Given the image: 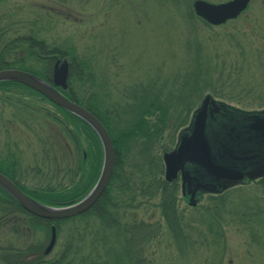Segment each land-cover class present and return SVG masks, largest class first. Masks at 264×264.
<instances>
[{
	"label": "rangeland",
	"instance_id": "374dc122",
	"mask_svg": "<svg viewBox=\"0 0 264 264\" xmlns=\"http://www.w3.org/2000/svg\"><path fill=\"white\" fill-rule=\"evenodd\" d=\"M194 1L0 0V30L6 40L33 35L53 48L69 51L68 55L76 54L79 60L90 62L97 84L101 85L99 90L106 97L103 99L116 103L122 116L129 117L123 112L128 109H135L133 116H137L141 106L134 98L137 95L159 101L167 108L166 114L164 108L157 109L155 114H145L152 128L163 123V131L160 133L157 129L160 135L157 137L154 133L151 144L142 147V143L130 141L128 153L123 149L119 152L128 171L129 165L144 163L153 155L163 163V152L173 149L178 133L207 94L238 109H264V70L261 71L264 67L261 66L264 63V0H252L244 14L223 25L205 24L195 13ZM26 45L19 41L18 46L14 44L9 50L7 57L13 63L12 68L45 73L50 61L44 60L39 50L36 54L29 53ZM61 58L70 59L69 56ZM199 58L207 60L209 65L203 66ZM198 66L203 67L201 74L205 78L200 80L201 90L198 86L190 90L200 71ZM51 67L53 69V64ZM207 78L212 80L214 93L204 89ZM75 83L79 91L80 82ZM23 86L0 88V155L8 152L11 158L18 160L26 173L22 178H33V175L37 179L47 175L55 178L56 173L48 170L52 160L58 165L64 164L63 169L67 171L57 174L67 179L70 172L66 163L72 162V151L64 125L52 115L44 117L39 94ZM129 95L131 99L127 98ZM152 108L155 111L156 108ZM110 115L111 123L117 124L116 116ZM83 141L91 148L89 138ZM45 147L56 151L49 159L44 155ZM140 177L137 171L135 179L140 181ZM258 181L249 182L246 190L230 192L224 208L219 209L214 203L216 208L213 209L215 200L207 192L192 206L182 196L180 179L177 180L182 240H177L168 229L157 206L158 195L152 200L141 196L139 182L118 183L119 188L108 192L110 200L104 209L105 217L92 214L81 219L79 214L61 223L56 243L47 255L48 261L67 256L66 263L73 264H126L116 225L110 223L109 218L118 210L119 216L126 211L135 221L161 224V235L145 248L150 264H264V210L258 209L264 207V196L253 186ZM134 198L137 200L133 201ZM237 208L245 215L236 216ZM252 211L260 214L251 216ZM211 227L214 232L209 230ZM29 237V243L39 242L46 248L51 231L49 227H39Z\"/></svg>",
	"mask_w": 264,
	"mask_h": 264
},
{
	"label": "trees",
	"instance_id": "16d2710c",
	"mask_svg": "<svg viewBox=\"0 0 264 264\" xmlns=\"http://www.w3.org/2000/svg\"><path fill=\"white\" fill-rule=\"evenodd\" d=\"M204 23L210 25L208 22L206 23V21ZM2 34L3 32L0 30V69L12 68L11 65L13 63H10L11 60H9L7 56L10 52L9 50L14 47V44L16 46L19 45V41H23L27 44L26 46L28 47L27 49L29 53L31 52L36 54V50H39V52L44 55V60L46 59L50 61V66L47 65L49 67L46 69L47 71L45 73L34 71L28 68L26 69L20 67V69L28 70L46 79H51L52 77L51 66L55 59L57 57L69 56L70 59L67 60L69 61L70 66L68 79L70 90L64 91V93L73 101L83 105L93 114H95L105 125L112 138L115 148V163L112 176L104 193L99 198L97 203L88 211L80 214L81 219L92 214L100 218L105 217L106 212H104V209L107 208L106 205L108 204V200H110L108 195L109 190H112L115 187L119 188L121 184L119 185L118 183H124L128 185L133 182H139L138 187L140 188L139 193L141 196H144V198H150L152 200L156 199L158 195L157 206L161 209V213L166 219L165 221L167 222L168 229L172 231L174 237L177 240H182V238H184V234H182L183 225L181 224L180 214L178 213L177 209V184L176 182L168 183L162 178V171L164 169L162 161H157L156 155L149 156L146 158L144 163L129 165L128 171H126V169H124V162L119 155V152L122 151V149L124 152L126 150L128 153V150L130 149V141L136 140V142L142 143L143 147V145H147V143L151 144L153 142L152 136L154 133L157 134V137L160 135L161 131L164 129L163 123H161L162 125H157L159 126L158 128L157 126L152 128L150 122L146 121L145 114H155L157 109L162 110L164 106L160 105L159 101L157 102L154 99L151 100L150 98L147 99L144 97V95H137V97L134 96V98L138 99L137 103L141 105L140 108L137 109V116H133L135 114V109H131L130 111L128 109V112L123 110L125 114L129 115V117H126V115L122 116V111H118L116 109V103H112L109 102V100L103 99H106V97H104L103 92L99 90L101 85L97 84V79L95 78L96 75L91 71L90 62H87L86 60H79L76 54H71L72 56L68 55L70 54L69 51L66 52L65 50L62 51L58 48H53L49 45V43H47V41L40 40L33 35L19 37L17 40L11 39L12 41H10V39H4ZM61 52L63 54H61ZM199 61L204 62L203 66L205 63L209 65L207 60L204 58H199ZM261 66H264V63H262ZM202 69L203 67H197V70L200 71L197 72L195 79L192 78L195 83L192 87H189L190 90L195 89L197 86L199 87L200 80L205 78L204 75L201 74ZM263 70L264 67L261 71ZM210 71L207 70V72ZM192 79L189 81L190 84L192 83ZM75 82H80L79 91L75 89ZM204 82V89L206 91L210 90L212 93H214L211 89L214 88L213 84L211 83L212 80L207 78L204 80ZM11 85L23 86L17 82H0V88H7ZM95 86L96 89L94 90ZM200 88L201 87H199V89ZM30 89L39 94L38 96H43L46 98L47 102H49L50 105L54 107V109L48 108L47 111H44V113L47 116L52 115L56 120H59L63 123V128L66 132V135L73 145L74 167L70 175L68 174L67 179H65L64 176H58L60 173L57 174V172L55 176V178L57 177L56 179L53 178L54 175H47L48 172L46 174L44 173L43 175L47 176L44 178L41 177V179H37L36 175H33V178H28L26 176H23L22 178L21 175H17V172L10 169L6 164L2 165L1 162L6 161L7 159L0 157V172L6 176H10V178L24 192L44 204L61 206L75 203L82 199L92 189L99 177L103 164L102 143L97 133L87 122L55 104L42 93L32 88ZM216 96L220 95L217 94ZM127 98L131 99L132 97L129 95ZM152 107L156 108L155 111ZM166 109L167 108L163 109L165 114L167 112ZM49 112L52 114H49ZM57 113H60L63 117H61V115L54 116ZM110 114H112L114 117L116 116L115 122H118L117 124L113 122L111 123L109 119V117L111 118ZM123 117L125 119H123ZM69 120H71L72 123V130L68 127ZM165 120L166 119H163L162 121ZM157 129L160 130V133L157 132ZM82 135H85L87 138L83 139ZM88 138L91 141V152V148H89V146L83 141ZM150 144H148L147 147H149ZM9 161L11 162L12 160L9 159ZM49 169H51V166L48 167V170ZM137 171L141 173L140 181L135 179ZM121 172L122 174L120 175ZM55 180L56 183H54ZM146 180H148V182H146ZM256 183L257 184L253 185L254 188H259L260 192L264 196V178L260 179V181ZM249 184L250 183H244L240 186L229 189L222 194L210 195V198L215 200L213 204L217 203V206L220 207L219 209H223L226 201H228L226 197L230 192L235 193L237 191L246 190L245 188L249 187ZM136 198H134L133 201L137 200ZM215 208L216 206L214 204L213 209ZM118 209L120 210V207ZM258 209L260 212H262L264 207H258ZM217 210L216 213H218ZM114 211H116V209H114ZM117 211L112 212L113 215H111L109 218L110 223L116 225V233L119 238L118 242L121 243V247L124 251L123 256L126 259V261L123 262H127L126 264H150L147 257L145 256V248L148 246L150 241L161 235V224L159 222H146L144 220L135 221L126 215V211L122 216H119ZM236 211V216L245 215L242 212H238V208ZM252 213L253 214L251 216L260 214L256 211H252ZM121 218H123V220ZM66 220L67 219L50 221L48 219L31 214L0 186V264H73L71 261L66 263L67 256H61L55 261H48L47 255L44 252L45 248L41 243H29V240L31 239L29 235L32 234V231L35 232V230L39 227H49L51 231L50 226L55 224L58 233L61 223ZM213 221L215 220L213 219ZM209 230L214 232L212 227L209 228ZM67 251L69 250L67 249ZM143 260H145V262Z\"/></svg>",
	"mask_w": 264,
	"mask_h": 264
},
{
	"label": "water",
	"instance_id": "95a60500",
	"mask_svg": "<svg viewBox=\"0 0 264 264\" xmlns=\"http://www.w3.org/2000/svg\"><path fill=\"white\" fill-rule=\"evenodd\" d=\"M250 0H228L212 3L196 0L198 16L212 24L237 17ZM69 63L57 60L53 71L56 86L67 88ZM14 81L31 87L55 104L87 122L97 133L103 148V164L96 184L79 201L53 206L41 203L23 192L9 177L0 172V186L25 210L48 219L61 220L82 214L93 207L105 191L113 173L115 149L112 138L99 118L86 107L71 100L49 81L22 69H1L0 82ZM165 178L172 181L181 170L183 189L187 185L190 204L196 205V193H221L246 179L264 177V109L248 111L216 100L207 94L183 128L175 148L163 155ZM51 240L45 250L49 254L57 239L56 226L51 227Z\"/></svg>",
	"mask_w": 264,
	"mask_h": 264
},
{
	"label": "flooded vegetation",
	"instance_id": "af4514ba",
	"mask_svg": "<svg viewBox=\"0 0 264 264\" xmlns=\"http://www.w3.org/2000/svg\"><path fill=\"white\" fill-rule=\"evenodd\" d=\"M251 2H252V0H251ZM251 2L249 3V5H248V7H247V9L243 12V13H245L249 8H250V5H251ZM59 58H56L55 59V61H54V63H53V68H54V65H55V63H56V61L58 60ZM1 69H6V68H1ZM51 76H53V72H52V75ZM46 79V78H45ZM47 80H49L50 82H52L51 84H54L53 83V80L52 79H47ZM57 89L58 90H61L62 92H63V90L61 89V87H57ZM70 90V84L68 83V85H67V88L64 90V91H69ZM64 93V92H63ZM38 99H39V102H40V104L42 103V107L44 108V111H47V109L48 108H51V109H54V107L52 106V105H50V103L49 102H47V99L46 98H44L43 96H38ZM44 103V104H43ZM45 105V106H44ZM44 111H43V114H41V115H43L44 117L45 116H47V115H45V113H44ZM31 115H33V116H35L34 115V113H31ZM38 118H39V116H38ZM41 118V117H40ZM68 127H69V129H71L72 130V123H71V120H69L68 121ZM68 143V141H66V144ZM70 143H71V146L69 145V143H68V146H69V148H71V150L70 151H72V162H67L66 164L68 165V167H69V169H68V172H72V169H73V167H74V153H73V146H72V142L70 141ZM43 151H44V155H45V157H47L48 159H49V156H52L56 151H53V150H51V149H49V148H47L46 149V147H45V149H43ZM49 152V153H48ZM7 154L6 155H0V157L1 158H3V159H7L6 161H3V162H1L2 163V165H4V164H6L10 169H12L13 171H15V172H17V175H23V174H26L25 172H24V169L21 167V165L19 164V162H18V160H16V159H13V158H11L10 157V153L8 154V152H6ZM62 153V152H61ZM56 157V156H55ZM9 159H11L12 161L10 162L9 161ZM55 161L57 160V157L54 159ZM62 159H60V160H58V161H61ZM67 160V159H66ZM64 161V160H63ZM63 165L64 164H59L58 165V163L57 162H54V161H50V166H51V169H49L50 171H53V172H58L59 171V173H62L63 171H67V170H65V168L63 169ZM54 166H56V168H54ZM44 168V167H43ZM10 171V170H9ZM180 172V175H179V177H177V179H176V181L177 180H179L180 179V186H181V192H182V196L184 197V198H186V199H190V194H188V190H187V185H185V192H183L184 191V189H183V179H182V173H181V170L179 171ZM10 177V176H9ZM176 181H174V182H176ZM199 195H200V192H198L197 191V193H196V198L197 199H199L198 197H199Z\"/></svg>",
	"mask_w": 264,
	"mask_h": 264
}]
</instances>
